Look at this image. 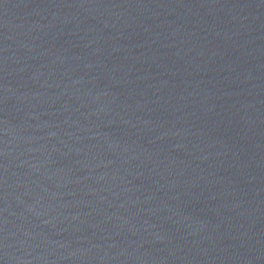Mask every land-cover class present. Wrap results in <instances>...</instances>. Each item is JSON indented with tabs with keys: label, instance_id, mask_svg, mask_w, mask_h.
Segmentation results:
<instances>
[{
	"label": "water",
	"instance_id": "1",
	"mask_svg": "<svg viewBox=\"0 0 264 264\" xmlns=\"http://www.w3.org/2000/svg\"><path fill=\"white\" fill-rule=\"evenodd\" d=\"M0 264H264V0H0Z\"/></svg>",
	"mask_w": 264,
	"mask_h": 264
}]
</instances>
